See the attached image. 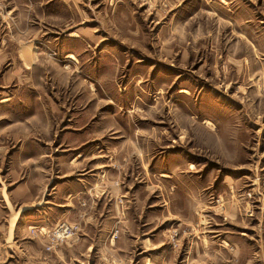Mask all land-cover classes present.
Returning a JSON list of instances; mask_svg holds the SVG:
<instances>
[{"label":"rangeland","instance_id":"rangeland-1","mask_svg":"<svg viewBox=\"0 0 264 264\" xmlns=\"http://www.w3.org/2000/svg\"><path fill=\"white\" fill-rule=\"evenodd\" d=\"M0 264H264V0H0Z\"/></svg>","mask_w":264,"mask_h":264},{"label":"built area","instance_id":"built-area-1","mask_svg":"<svg viewBox=\"0 0 264 264\" xmlns=\"http://www.w3.org/2000/svg\"><path fill=\"white\" fill-rule=\"evenodd\" d=\"M71 234H73V229L72 227H62L61 230H59L55 235V238L57 240L63 239L66 235L70 236Z\"/></svg>","mask_w":264,"mask_h":264},{"label":"crops","instance_id":"crops-1","mask_svg":"<svg viewBox=\"0 0 264 264\" xmlns=\"http://www.w3.org/2000/svg\"><path fill=\"white\" fill-rule=\"evenodd\" d=\"M27 196V195H26Z\"/></svg>","mask_w":264,"mask_h":264}]
</instances>
